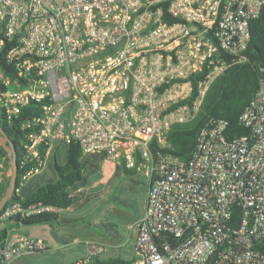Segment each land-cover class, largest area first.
Wrapping results in <instances>:
<instances>
[{
    "label": "built area",
    "instance_id": "2783aa9c",
    "mask_svg": "<svg viewBox=\"0 0 264 264\" xmlns=\"http://www.w3.org/2000/svg\"><path fill=\"white\" fill-rule=\"evenodd\" d=\"M263 9L264 0H0V108L11 122L35 106L21 122L28 169L13 196L53 148L76 142L148 176L133 264H264V78L239 118L247 134L229 138L228 122L211 118L188 159L162 150L174 125L198 118L230 61L246 59ZM11 156L0 155V197ZM6 204L0 264L48 249L16 220L67 208ZM85 244L74 264L109 247Z\"/></svg>",
    "mask_w": 264,
    "mask_h": 264
},
{
    "label": "trees",
    "instance_id": "16d2710c",
    "mask_svg": "<svg viewBox=\"0 0 264 264\" xmlns=\"http://www.w3.org/2000/svg\"><path fill=\"white\" fill-rule=\"evenodd\" d=\"M251 33V39L245 51L246 59L243 61H230L227 68L210 84L205 95L203 109L198 118L188 123L174 125L171 134L168 136V145L162 148V150L171 151L181 159H188L196 146L201 128L211 118H221L228 122L225 133L229 138L248 133V128L240 123L239 118L245 106L256 93L261 79L264 78V9L252 21ZM0 64H3L2 60H0ZM205 73V70L200 72L198 78H202ZM195 94L196 87L193 96ZM33 107H35L33 104L25 107L22 114L11 122L8 121L5 112L0 108V118L4 119L0 124L12 139L16 148L18 161L16 185L20 184L22 173L28 169V166L22 167L20 165L23 143L26 139L25 134L29 131L28 129L21 128V122L29 116V113H32ZM154 146H157V144L154 143ZM56 148L63 150L65 158L64 161H60L57 154L54 156L52 163L56 169V176L35 187L33 186L31 192L26 191L24 193L22 190L20 195L15 194L10 201L20 199L26 205L32 202L43 201L66 208L74 203L72 190L85 182V168L93 163V157L98 154L85 153L81 145L76 142L63 143ZM5 153L7 151L0 146V155ZM7 165L10 166L8 162ZM121 165L125 167L127 174L131 175L138 172L137 169L128 168L123 163ZM30 179L27 183L32 185L37 177ZM7 186L8 183L4 186L2 195L5 193ZM61 216L62 214L56 215L53 213L36 214L24 219L17 218L16 224L32 225L47 223L55 225V223L60 221ZM11 227L12 225L9 224L6 227L0 228V243L7 237V233ZM101 255H98L96 261L91 262V264L134 263L133 258H126L123 255L110 259H101L99 257Z\"/></svg>",
    "mask_w": 264,
    "mask_h": 264
},
{
    "label": "rangeland",
    "instance_id": "374dc122",
    "mask_svg": "<svg viewBox=\"0 0 264 264\" xmlns=\"http://www.w3.org/2000/svg\"><path fill=\"white\" fill-rule=\"evenodd\" d=\"M3 121L4 119L1 117L0 122ZM55 154L62 161V155L57 152V149H54L49 163L50 175L43 174L35 179L32 185L26 182L23 185L24 193L26 191L31 192L33 186L35 187L45 182L48 178L56 176V169L52 163ZM85 177L88 180L85 182L86 186L91 189L87 191L86 201L83 204H76L75 202V208L70 210L71 215L77 219L73 224L76 226L86 225L88 227L91 225L94 227V222L96 221L103 225V227L97 226L98 230L110 227V231L118 228L122 233L127 232L129 222L138 214L144 204L148 183L146 172L138 171L135 174H127L124 166L112 163L106 160L104 155L98 154L93 157V163L85 168ZM96 181H98V186L95 184ZM73 224H71L72 228H75V230L79 229ZM31 228L26 227L25 230L31 232L33 231ZM46 238L52 241L58 248L62 247L61 242L57 241V238L50 233V229L47 232ZM126 248L132 256L135 254L132 239L129 238V241H126ZM59 255L61 254L55 253L48 254L45 257L54 258ZM109 256L110 254H106L104 257ZM26 264L46 263L44 259L38 257L26 260Z\"/></svg>",
    "mask_w": 264,
    "mask_h": 264
},
{
    "label": "crops",
    "instance_id": "0c3cea01",
    "mask_svg": "<svg viewBox=\"0 0 264 264\" xmlns=\"http://www.w3.org/2000/svg\"><path fill=\"white\" fill-rule=\"evenodd\" d=\"M54 149L57 148L56 147L53 148L50 151V153L47 155L43 170L33 175L31 179L33 177L39 178L43 174H47L48 176L50 175L49 163L51 156L53 155ZM57 152H59V154L62 155L63 157L62 161H64L65 158L63 155V150L57 149ZM110 162L121 164L115 161H110ZM90 165H88L87 167H89ZM53 177L55 176H52V178ZM87 181L88 180L86 178L85 182ZM85 182L81 183L77 188L72 190L74 203L66 209V211L62 214L60 221L55 223V225H50L47 223L32 224V225H25V224L16 225L19 231L26 233L32 237L42 238L48 245V249L34 253L32 255L24 256L12 264H26V260L30 258H38V257L44 259L46 264H74L76 263V261L84 257L86 253L85 241L87 239L99 240L109 245L108 250L105 253H103L101 256H99L101 259H110L113 257H119L121 255L125 256L126 258L134 259V255L132 256V254L126 248V241H129V238L132 239L134 246V240L138 231L137 222L146 204L148 183H147V189H146L145 199L142 209L129 222L127 232L122 233L119 231L118 228H115L114 231H110V227H106L105 229L102 228L103 230H98L97 225L101 227H103V225L100 222L98 223L96 221L94 222L95 224L94 227H92L91 225L87 227L86 225L76 226L75 224H73V222H75L77 219L71 215L70 210L72 208H75V202L76 204H83L86 201L87 191L91 189L88 186H86ZM95 184L98 186L99 185L98 181H96ZM22 190H23V186H22ZM66 212H68V214H66ZM71 224L78 227L79 229L75 230V228L71 227ZM26 227H32L31 229H33V231L30 232L25 230ZM49 229H50V233L57 238V241L61 242L62 245L61 248H58L57 246H55V244L52 241L46 238ZM55 253L57 254L60 253L61 255L55 256L54 258L45 257L48 254H55ZM106 254H110V256L104 257ZM96 257L92 258V260L86 264H91V262L96 261Z\"/></svg>",
    "mask_w": 264,
    "mask_h": 264
},
{
    "label": "water",
    "instance_id": "95a60500",
    "mask_svg": "<svg viewBox=\"0 0 264 264\" xmlns=\"http://www.w3.org/2000/svg\"><path fill=\"white\" fill-rule=\"evenodd\" d=\"M0 146H2L7 152H11L12 156L9 160V164L12 167L11 177L5 193L0 198V211L4 205L12 198L14 194V188L17 182L18 175V161L16 157V148L12 139L7 135L4 128L0 124Z\"/></svg>",
    "mask_w": 264,
    "mask_h": 264
}]
</instances>
